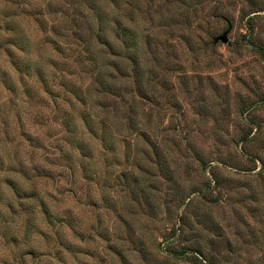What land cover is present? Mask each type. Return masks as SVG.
<instances>
[{"label":"rangeland","instance_id":"obj_1","mask_svg":"<svg viewBox=\"0 0 264 264\" xmlns=\"http://www.w3.org/2000/svg\"><path fill=\"white\" fill-rule=\"evenodd\" d=\"M14 1L0 19V264H264V0H102L120 33L115 89L88 105L109 127L95 133L57 125L34 75L24 92L8 42L25 30V58L45 60L44 8L87 85L73 34L92 35L88 1Z\"/></svg>","mask_w":264,"mask_h":264},{"label":"trees","instance_id":"obj_2","mask_svg":"<svg viewBox=\"0 0 264 264\" xmlns=\"http://www.w3.org/2000/svg\"><path fill=\"white\" fill-rule=\"evenodd\" d=\"M87 1L89 13L86 14L85 21H88V30L91 31L92 35H90L88 38H85L83 33L75 32L73 34V38L75 37L74 39L78 38L77 42H79V44H84L85 56L81 51H77V60L82 62L83 64L81 65L84 67H91V79L89 82H87V85L85 84V79L88 77H84L83 75L78 76L77 72L69 71V65L73 64V62L76 63V60L72 58V54L67 53L65 56L64 54L66 53L63 51L60 43H57L55 39H53V35H51L52 28L55 32L54 34L56 35L61 36L63 33H60V30L58 32L55 30V28H58L56 23L51 24V31H49L48 21L44 17V8L38 9V24L43 30V34L49 39L52 46H50V48H52L50 50L51 52L46 54L45 60L43 59L42 55L39 58L33 60L29 57L25 58L29 56L31 51L34 49V45H31L30 39L25 33V30L22 31L21 29L20 32L16 33V37H14L13 40H9L8 42H10V45L11 43L16 45L19 51L23 52L20 53L19 51L13 50V52H10L9 55L11 60L10 64L12 67H14L13 69L17 70V72L23 73L22 75H19V77H21L23 81L21 85L24 86V92L27 95H30L31 93L37 91L35 90L32 83L34 75L36 77V82L37 79L40 82L42 91L45 93V95H49L51 98H53V104L57 110V113L53 117V121H55L57 125L61 126V128H77L82 122L84 128H88L90 132L95 133L98 128L109 127L107 125V121L100 119L98 115L90 112L88 105L91 104L92 98H94L95 103L96 101L99 103L97 98L92 96L93 90L99 92L102 90L106 91L115 89V82L112 78L114 75L110 74L109 67L116 64H114V60L111 61L109 55H118V50L115 46L116 44L114 40L109 35L113 34L114 37H118L120 33V21L117 18L116 11L112 10V8H109V3L105 4L106 2L103 3L102 0ZM111 1L112 3L117 2V0ZM11 3L14 4L16 1L0 0V5L2 6L0 19L2 12L6 13L4 7H10ZM32 12L33 10L30 13ZM15 14L17 15L15 17L17 18L21 16V13L19 12ZM34 14L36 13L34 12ZM95 17H97V19ZM94 18L98 21L94 22ZM95 23H97L98 29L95 28ZM127 30L126 39L132 42L136 41L131 28H127ZM94 34L96 35L95 44L94 40L92 39ZM21 56L24 58H20ZM8 71L4 70L2 72L4 76L3 81L6 83L3 85L6 86L10 92L15 94L19 93L20 89L15 82L16 80ZM77 77L80 79L79 82ZM84 84L85 86H83ZM78 121H80L79 124L77 123ZM104 139H106V141H110V139H107L106 137H104ZM13 183V187L17 193L19 191L20 194L22 191H24L21 190L16 182ZM44 212L48 213V209H44Z\"/></svg>","mask_w":264,"mask_h":264},{"label":"water","instance_id":"obj_3","mask_svg":"<svg viewBox=\"0 0 264 264\" xmlns=\"http://www.w3.org/2000/svg\"><path fill=\"white\" fill-rule=\"evenodd\" d=\"M223 42V43H228L229 41V37H228V31L224 32L223 34L217 36L215 39H214V42L217 43V42Z\"/></svg>","mask_w":264,"mask_h":264}]
</instances>
